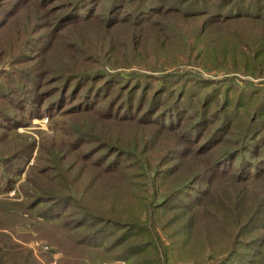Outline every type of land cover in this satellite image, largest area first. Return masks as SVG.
Instances as JSON below:
<instances>
[{"label": "trees", "instance_id": "16d2710c", "mask_svg": "<svg viewBox=\"0 0 264 264\" xmlns=\"http://www.w3.org/2000/svg\"><path fill=\"white\" fill-rule=\"evenodd\" d=\"M160 59L264 78V0H0V133L62 135L0 153V264H41L4 231L27 218L61 264H264V85Z\"/></svg>", "mask_w": 264, "mask_h": 264}, {"label": "rangeland", "instance_id": "374dc122", "mask_svg": "<svg viewBox=\"0 0 264 264\" xmlns=\"http://www.w3.org/2000/svg\"><path fill=\"white\" fill-rule=\"evenodd\" d=\"M2 16V15H1ZM24 16L27 18L26 20H28V24L29 25H34L35 23H37L38 21H34L33 17H36V15L33 12V8H32V4H28V9H26V12L24 14ZM85 25H83L82 27H84ZM91 27H93V29H91ZM91 27H87V29L84 30H88L90 32V35L87 37V41H89V37H90V41L89 43L91 45H96L97 43H99L101 41V37H97V40L94 39L93 37L95 36V32L98 31L96 27L91 26ZM26 29L23 28V31ZM81 31H83V28H81L80 31L76 30V33H81ZM99 32V31H98ZM8 63V62H7ZM5 62H0V69L6 67ZM52 63V62H50ZM158 67L166 70L167 72L169 71H178L176 70V68H179V71H185V70H192L195 73L199 74L200 76H202L203 78H210V79H218V80H224L228 77H232V78H236L237 80H239L238 84L241 86H245V87H249V88H253L256 86H263L264 85V78H254L251 76H244L242 74H226L227 72L225 71H216V72H210L207 70H203L199 67H195V66H173L171 67L172 69H169V71L167 70V67L164 66V60L160 59L159 63L157 64ZM136 70V69H135ZM248 88V89H249ZM26 122V121H25ZM27 123V122H26ZM54 123L47 117H45L44 119H35L33 120L31 123L28 121V123L24 126L19 128L16 133H18L19 135H24L26 136L27 140H17V136L16 133L14 132H9L0 135V153H10V151L14 148L16 149L18 146H23L24 143L28 142H34L36 144L35 147V151L33 152V157L30 161L29 167L33 165V163L36 161L35 158L37 157V155L40 153V148H41V143L44 141L46 144L51 145L52 144V138H56L57 137H61V132L57 131V129H55V127L53 126ZM20 137V136H19ZM166 148V146H165ZM12 152V151H11ZM144 161L146 163V168L149 172L153 171L154 165L155 163L157 164V160L159 158L155 157V156H146L143 157ZM28 170V169H27ZM25 179V175H23V177L21 178V181L19 183H17V189L18 186L24 182ZM250 186L251 189V197L254 198L255 196V192L258 190V186L257 185H248ZM246 186V187H248ZM244 187V188H246ZM233 188H237V186L233 185L229 180H223L220 181L218 183H215L214 186H212V183H206L202 185V191H206L208 193V200H209V204L208 207L210 205V199L215 196L218 195L219 193H228L231 192V190ZM240 189H242L241 187H238ZM261 193V187L259 188L256 197L254 200L257 199L258 197V193ZM222 194V195H223ZM15 192H11L9 193L7 196H2L0 198H4V199H15V201L21 202L23 201L24 197L23 195L20 193L19 198H17ZM253 200V201H254ZM247 201V200H245ZM252 205L251 202H249V205L243 204L241 208L246 209V207L250 208V206ZM243 209V210H244ZM34 221L30 220L29 218H27V221L25 223H21L18 224L14 230L9 231V230H4L6 233H9L11 235V237L13 238V240H15L16 242H18L19 244H22L23 246L27 247L32 253L33 255L38 259V261L41 264H61L62 260L65 258V256L63 255V252L57 248L54 245H51L48 243V241L44 240V239H39L37 238V234L38 231H41V229H39V227L37 226V229L32 225ZM40 222V220L38 221ZM60 232H64L61 231L60 227L58 228ZM26 235H31L34 239H31L29 242H26V240L23 239V236ZM45 247H49V250H45ZM47 254L49 255V257L51 258L50 261H45L44 259V255ZM208 255V252H207ZM207 258H205L206 262L204 264H210L212 261L209 259V255L206 256ZM85 264H105V263H99L96 262L94 260V257L91 255L90 258L88 259L87 263ZM111 264H123V263H111ZM179 264H194V262L188 261V262H180Z\"/></svg>", "mask_w": 264, "mask_h": 264}, {"label": "built area", "instance_id": "2783aa9c", "mask_svg": "<svg viewBox=\"0 0 264 264\" xmlns=\"http://www.w3.org/2000/svg\"><path fill=\"white\" fill-rule=\"evenodd\" d=\"M45 250H47V251H48V250H49V247H45Z\"/></svg>", "mask_w": 264, "mask_h": 264}]
</instances>
